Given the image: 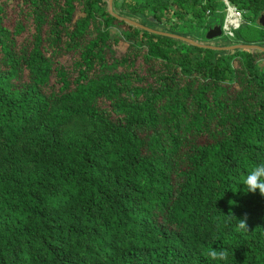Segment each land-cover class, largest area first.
<instances>
[{
  "label": "trees",
  "instance_id": "obj_1",
  "mask_svg": "<svg viewBox=\"0 0 264 264\" xmlns=\"http://www.w3.org/2000/svg\"><path fill=\"white\" fill-rule=\"evenodd\" d=\"M223 8L0 0V264H264V196L240 185L264 162V50L172 36L200 43Z\"/></svg>",
  "mask_w": 264,
  "mask_h": 264
},
{
  "label": "rangeland",
  "instance_id": "obj_2",
  "mask_svg": "<svg viewBox=\"0 0 264 264\" xmlns=\"http://www.w3.org/2000/svg\"><path fill=\"white\" fill-rule=\"evenodd\" d=\"M242 24H241V36L244 37V38H247V37H253L255 34H254V28L256 26H259L258 21L257 19H253V17H251V14L244 11L243 14H242ZM222 18L223 16L220 14V13H217L213 16H210L208 18V20L210 19V22L211 24L214 26V25H220L222 23ZM202 30H205V29H202ZM111 32L114 33V32H117V29L116 28H112L111 29ZM204 31H202L201 33L198 32V40L200 43L198 44H201V45H205V46H209V47H216V48H228V47H232L234 44H231V41L234 40V38L228 36L227 34H225L224 32L221 34V35H218L214 38H211V39H207L206 38V32H207V29L206 31L203 33ZM203 41V42H202ZM258 47H261V48H264V43H262L260 46ZM125 48V44L124 43H120L118 45V50L117 53H119V51H122L123 49ZM229 50H233V49H229Z\"/></svg>",
  "mask_w": 264,
  "mask_h": 264
},
{
  "label": "clouds",
  "instance_id": "obj_3",
  "mask_svg": "<svg viewBox=\"0 0 264 264\" xmlns=\"http://www.w3.org/2000/svg\"><path fill=\"white\" fill-rule=\"evenodd\" d=\"M240 185H243L242 191L245 193L258 192L261 196H264V162L256 164L251 171L245 175ZM236 220L240 229L247 230L246 217L241 219L236 218ZM207 258L212 264H223V262L228 259V254L226 250H217L212 247L207 252Z\"/></svg>",
  "mask_w": 264,
  "mask_h": 264
},
{
  "label": "built area",
  "instance_id": "obj_4",
  "mask_svg": "<svg viewBox=\"0 0 264 264\" xmlns=\"http://www.w3.org/2000/svg\"><path fill=\"white\" fill-rule=\"evenodd\" d=\"M222 2L224 4V18L221 30L222 33L224 32L228 36L233 37L234 31L242 24V14L244 10H241L236 5L231 4L229 0H222ZM206 13H209V10H207Z\"/></svg>",
  "mask_w": 264,
  "mask_h": 264
},
{
  "label": "water",
  "instance_id": "obj_5",
  "mask_svg": "<svg viewBox=\"0 0 264 264\" xmlns=\"http://www.w3.org/2000/svg\"><path fill=\"white\" fill-rule=\"evenodd\" d=\"M108 9H109L110 12H112V0H108ZM127 21L132 22L130 20H127ZM259 21L264 26V14L263 13L260 15ZM132 23L135 24V25L141 26L138 23H135V22H132ZM221 34H222L221 26L220 25H214L213 27H210L207 30L206 38L207 39H211V38H214V37H216L218 35H221ZM172 36L179 37V38H181V39H183V40H185V41H187L189 43H192V44H196V45H199V46L201 45V44H198L195 41L190 40V39L185 38V37H181V36H177V35H172ZM240 47H244V48H259V49L264 50V48H261V47L255 46V45H240V44H236V45H233L232 47H228V48H218V49H228L229 50V49H236V48H240ZM212 48H216V47H212Z\"/></svg>",
  "mask_w": 264,
  "mask_h": 264
},
{
  "label": "flooded vegetation",
  "instance_id": "obj_6",
  "mask_svg": "<svg viewBox=\"0 0 264 264\" xmlns=\"http://www.w3.org/2000/svg\"><path fill=\"white\" fill-rule=\"evenodd\" d=\"M264 14V13H263ZM259 21V20H258ZM259 23H260V21H259Z\"/></svg>",
  "mask_w": 264,
  "mask_h": 264
}]
</instances>
